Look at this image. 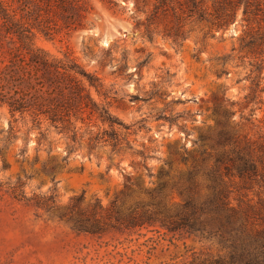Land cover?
Returning a JSON list of instances; mask_svg holds the SVG:
<instances>
[{"label":"rangeland","instance_id":"374dc122","mask_svg":"<svg viewBox=\"0 0 264 264\" xmlns=\"http://www.w3.org/2000/svg\"><path fill=\"white\" fill-rule=\"evenodd\" d=\"M13 1L18 8L20 3ZM89 1L94 25L68 29L61 20L51 21L48 33L35 28L34 42L55 56L75 57L98 75L111 94L105 98L91 87L93 98L134 125L119 130L120 145L114 150L109 135L91 137L110 129L96 117L90 120L85 115L86 123L74 137L71 130L60 131L45 119L38 124L28 113L13 115L7 106H0V264H194L224 255L215 240L160 225L127 226L116 218L136 202L148 201L145 190L161 182L160 169L169 170L164 179L172 185L201 160L203 149L205 167L214 165L216 149L201 137L214 133L218 105L234 112L230 123L237 129L243 126L244 132L253 134L256 125H264L262 93L263 101L254 105V124L236 126L240 115L249 114L253 106L246 98L251 91V56L241 49L249 26L243 10L236 18L219 21V0H200L204 17L191 12L184 0L169 2L157 14H153L157 0H141L139 7L137 0ZM145 58L147 63L138 65ZM261 76L264 85V68ZM154 85L164 91L163 98L132 97ZM166 104L167 113L181 115L176 121L156 119V109ZM185 150L189 157L183 162ZM147 154L154 156L146 158ZM45 166L55 167L46 172ZM197 180L205 193V176ZM233 182L234 204L240 198L264 200V188L244 189L238 179ZM54 183L53 207H38L31 198L48 192ZM81 194L83 200H71ZM181 200L173 191L166 202ZM97 202L100 208L94 209ZM61 212L100 219L105 229L78 231L59 217Z\"/></svg>","mask_w":264,"mask_h":264},{"label":"trees","instance_id":"16d2710c","mask_svg":"<svg viewBox=\"0 0 264 264\" xmlns=\"http://www.w3.org/2000/svg\"><path fill=\"white\" fill-rule=\"evenodd\" d=\"M17 1L20 3L18 8L14 7L13 0H0V106H7L13 115L28 113L38 124L45 119L60 131L71 130L74 137L86 123L85 115L90 120L96 117L103 124H108L110 129L104 128L91 137L98 139L100 134H107L113 138L114 150L118 149L119 130H130L134 124L123 122L112 113L110 106L98 103L90 92V88L94 87L100 95L109 98L111 90L75 57L68 54L55 56L34 42L35 28L48 33L51 21L56 23L61 20L68 29L94 25L95 22L90 20V1ZM104 1L115 4V0ZM140 1L137 0L136 7H139ZM169 2L184 3L191 12L196 10L200 17H204L200 0H184L183 3L181 0H157L153 14L164 11ZM218 6L216 13L219 21L236 18L242 9L243 20L249 25L241 39V49L251 56L248 57L251 91L246 98L248 105L252 103L253 106L249 114L240 115L241 120L236 126L240 122L254 124L257 108L254 105L263 101L264 93L261 76L264 68V0H219ZM147 61L148 58H145L138 65ZM164 95V91L154 85L143 95L132 97L147 101L154 97L163 98ZM167 106L156 109V119L176 121L181 115L167 113ZM215 112L218 121L214 133L201 137L202 141H209L210 147L216 149L214 165L205 167L206 150L203 149L200 151L201 160H195L192 167L172 185L164 179L169 177V170L160 169L161 182L154 189L145 190L148 201L136 202L126 215L117 216L116 221L127 226L151 224L172 232L184 231L215 240L225 251L224 255L199 259L194 264H264V200L253 203L240 198L237 204L230 200L232 185L235 184L233 180L238 179L240 188H264V125H256V131L251 134L244 132L243 126L237 129L231 125L230 118L234 112L228 108L218 105ZM79 121L80 126L77 125ZM260 121L264 122V119ZM126 147L132 148L130 143ZM140 152L144 154L143 150ZM188 157L185 150L180 160L186 162ZM174 160L166 163L171 164ZM54 167L45 166L43 169L52 172ZM201 174L207 180L205 193L199 189L197 180ZM148 176H152L149 170ZM55 190L56 183L48 192L36 194L31 199L36 200L38 207L50 210L56 200ZM173 191H177L182 200L169 205L167 196ZM83 199L84 194H81L71 200ZM97 208H100L98 202L94 204V209ZM59 217L72 222L78 231L99 233L105 229V224L97 218L68 216L67 212H61Z\"/></svg>","mask_w":264,"mask_h":264}]
</instances>
